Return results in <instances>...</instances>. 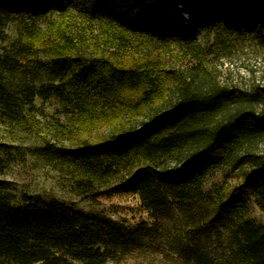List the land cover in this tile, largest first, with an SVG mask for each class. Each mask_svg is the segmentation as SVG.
Here are the masks:
<instances>
[{
  "label": "trees",
  "instance_id": "trees-1",
  "mask_svg": "<svg viewBox=\"0 0 264 264\" xmlns=\"http://www.w3.org/2000/svg\"><path fill=\"white\" fill-rule=\"evenodd\" d=\"M71 8L119 41L193 45L197 28L218 27L246 31L264 48V0H0V35L10 23L17 31L0 51V122L32 129L36 97H55L76 120L67 144L0 141V174L29 151L65 168L82 193L113 183L108 190L137 194L154 218L127 226L18 194L0 178V264H264V225L247 216L249 196L264 213V87L174 73L168 97L158 84L163 70L149 61L91 55L40 27L47 14ZM221 167L237 170L235 184L205 193L206 176ZM176 212L186 225L168 236L164 222Z\"/></svg>",
  "mask_w": 264,
  "mask_h": 264
},
{
  "label": "rangeland",
  "instance_id": "rangeland-1",
  "mask_svg": "<svg viewBox=\"0 0 264 264\" xmlns=\"http://www.w3.org/2000/svg\"><path fill=\"white\" fill-rule=\"evenodd\" d=\"M39 24L42 29H58L59 36L64 35L91 55H102L124 64L149 61L163 70L158 84L168 97L175 95L174 73L244 91L257 86L264 87V48L246 31L199 27L193 45L161 43L141 35H128L119 41L102 22L91 19L80 8L49 13ZM16 34L15 24L10 23L0 35V51ZM50 39H55L53 34ZM35 105L38 110L35 111L36 120L32 129L12 128L0 122V141L36 146L42 143L43 138H47L58 144H67L65 130L74 127L75 116L66 113L55 97L46 100L36 97ZM237 177L236 169L217 168L206 176L203 189L208 193L216 183L233 185ZM0 178L12 181L18 194L65 201L88 212L121 221L127 226L141 221L149 225L154 223L151 211L142 204L137 194L108 190L113 183L93 188L88 194L82 193L65 168L54 160L29 151L23 160L11 162ZM247 207L248 218L264 225V213L254 197L249 196ZM185 225V217L177 212L171 221L164 222L168 236L179 237ZM171 240H166L165 244L169 245ZM219 262L224 263L221 259Z\"/></svg>",
  "mask_w": 264,
  "mask_h": 264
}]
</instances>
